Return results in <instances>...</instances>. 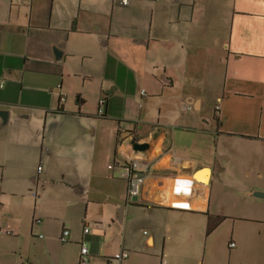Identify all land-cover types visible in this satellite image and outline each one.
<instances>
[{
  "label": "crops",
  "instance_id": "obj_1",
  "mask_svg": "<svg viewBox=\"0 0 264 264\" xmlns=\"http://www.w3.org/2000/svg\"><path fill=\"white\" fill-rule=\"evenodd\" d=\"M0 83V264H264V0H0Z\"/></svg>",
  "mask_w": 264,
  "mask_h": 264
},
{
  "label": "built area",
  "instance_id": "obj_2",
  "mask_svg": "<svg viewBox=\"0 0 264 264\" xmlns=\"http://www.w3.org/2000/svg\"><path fill=\"white\" fill-rule=\"evenodd\" d=\"M129 0H123L124 4H127ZM157 1V0H155ZM0 87H3V84L0 83ZM144 94V92H142ZM105 104L104 100L100 101V106L103 107ZM102 111V110H101ZM110 169L113 168V166H109ZM149 163L148 160L142 159L141 157H137L136 159H128L125 160L124 163L121 164L120 171L122 173V176L128 180V196L129 198L139 197L142 191V185L144 183V178L146 173L149 171ZM177 182L181 185H188L190 184L189 180H183V179H177ZM179 208H187L186 205H179ZM1 232V228H0ZM90 230L89 227L84 228V234H89ZM70 232L69 230L65 229L62 232L61 241L67 242L69 240ZM234 244H231V247H233ZM128 252H120L113 256L112 260H108L107 264H113L112 262L116 261L118 263H121L122 260L128 257ZM89 263V248L88 246L83 243L81 245L80 249V258H79V264H88Z\"/></svg>",
  "mask_w": 264,
  "mask_h": 264
},
{
  "label": "rangeland",
  "instance_id": "obj_3",
  "mask_svg": "<svg viewBox=\"0 0 264 264\" xmlns=\"http://www.w3.org/2000/svg\"><path fill=\"white\" fill-rule=\"evenodd\" d=\"M95 63V62H94ZM96 65V64H95ZM86 67V65L84 66ZM99 77L95 76L93 79L84 78L82 76H79L78 78H73L71 80L72 85L78 87L80 91L87 97V103L83 105L84 110L91 111L92 113L96 114L98 111V88H99ZM76 92H73L70 94L69 100L71 102H77V97L75 96ZM171 101V97L166 96L163 98L164 102H167L166 100ZM178 99V97L176 98ZM146 100H149V103L146 104L145 108L141 109V112H144L143 121L149 122V127H151L153 130L155 129V98L149 97ZM212 97L209 95L208 101L211 102ZM138 100L136 99V102ZM144 106V105H143ZM102 108V107H101ZM145 109V110H144ZM211 109V107H210ZM208 113H211V110L208 111ZM99 114V113H98ZM37 126V123L33 121V127L35 128ZM34 131V130H32Z\"/></svg>",
  "mask_w": 264,
  "mask_h": 264
},
{
  "label": "water",
  "instance_id": "obj_4",
  "mask_svg": "<svg viewBox=\"0 0 264 264\" xmlns=\"http://www.w3.org/2000/svg\"><path fill=\"white\" fill-rule=\"evenodd\" d=\"M0 116H1V118L3 120V122H4L6 120V118H7V113L3 112V111H0ZM132 145H133L135 150L141 151V152L146 151L147 148H148V144L147 143H140V142H138V140L132 141ZM122 216H123V208L120 209V214H119V217L117 219V221L119 223L122 222Z\"/></svg>",
  "mask_w": 264,
  "mask_h": 264
},
{
  "label": "trees",
  "instance_id": "obj_5",
  "mask_svg": "<svg viewBox=\"0 0 264 264\" xmlns=\"http://www.w3.org/2000/svg\"><path fill=\"white\" fill-rule=\"evenodd\" d=\"M211 230H212V228H211V227H209V228H208V231H207V233H210V232H211Z\"/></svg>",
  "mask_w": 264,
  "mask_h": 264
}]
</instances>
